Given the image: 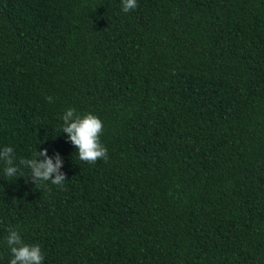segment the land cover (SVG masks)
<instances>
[{
  "label": "trees",
  "instance_id": "trees-1",
  "mask_svg": "<svg viewBox=\"0 0 264 264\" xmlns=\"http://www.w3.org/2000/svg\"><path fill=\"white\" fill-rule=\"evenodd\" d=\"M2 145L65 181L0 176V264L10 227L43 264H264V0H0Z\"/></svg>",
  "mask_w": 264,
  "mask_h": 264
},
{
  "label": "clouds",
  "instance_id": "clouds-1",
  "mask_svg": "<svg viewBox=\"0 0 264 264\" xmlns=\"http://www.w3.org/2000/svg\"><path fill=\"white\" fill-rule=\"evenodd\" d=\"M137 7V0H120V8L128 13ZM51 102L52 97H47ZM61 133L74 145L81 161L94 163L97 159H107V147L101 142L103 131L102 120L94 113H77L72 107L60 115ZM64 160L59 152L48 154V149H41L31 158L17 159L11 145L0 146V176L8 181H15L18 176H24L23 169L28 170L27 178L37 183L50 181L61 185L65 181L62 171ZM25 177V176H24ZM4 242L11 253L8 264H43L45 259L38 243L24 242L18 229L10 227Z\"/></svg>",
  "mask_w": 264,
  "mask_h": 264
}]
</instances>
